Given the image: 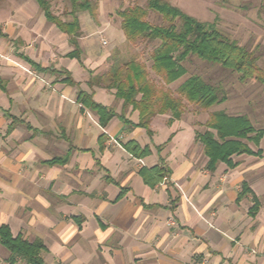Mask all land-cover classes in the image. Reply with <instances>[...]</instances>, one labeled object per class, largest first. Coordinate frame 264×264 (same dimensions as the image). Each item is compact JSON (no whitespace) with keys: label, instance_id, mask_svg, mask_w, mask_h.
<instances>
[{"label":"crops","instance_id":"obj_1","mask_svg":"<svg viewBox=\"0 0 264 264\" xmlns=\"http://www.w3.org/2000/svg\"><path fill=\"white\" fill-rule=\"evenodd\" d=\"M34 4L40 18L24 10V22H0V53L9 43L17 65L0 69V227L30 243L42 240L46 264H264V139L249 143L254 154L234 155V167L210 171L196 126L183 116L172 124L169 114L154 116L151 135L125 123L137 124L139 112L88 77L96 34L79 37L81 60L72 58L69 36ZM38 36L41 53L28 49ZM64 71L77 86L63 82ZM80 89L116 110L106 128L78 102ZM130 141L151 154L134 157L125 148ZM156 166L167 174L150 185L141 170ZM10 258L0 243V264H29Z\"/></svg>","mask_w":264,"mask_h":264},{"label":"trees","instance_id":"obj_2","mask_svg":"<svg viewBox=\"0 0 264 264\" xmlns=\"http://www.w3.org/2000/svg\"><path fill=\"white\" fill-rule=\"evenodd\" d=\"M36 1L46 19L68 35L75 46L69 56L81 60L78 43L81 34L79 14L94 10L92 0H69L71 20H63L55 15L49 0ZM150 10L160 14L166 24L150 22ZM118 16L122 19V30L127 42L134 44L147 40L159 43L151 56V69L162 80L164 87L159 89L150 78L146 65L135 59L122 66L112 67L106 76H96V84L91 82V85L115 90L116 98L124 101L125 109L132 107L134 111L139 112L140 120L137 124L124 119L125 123L146 129L149 135L152 134L150 125L154 116L169 114L170 124L182 118L185 112L184 104L180 98L174 97L170 90L165 89V86L175 83L188 73L184 62L191 55L239 73L244 82L253 79L264 86V69L258 64L253 52L241 46L238 41L224 36L215 22H202L166 0H148L147 7L130 6L119 11ZM28 60L39 72L48 70ZM52 72L56 73L55 70ZM63 75L66 76L63 82L74 87L78 85L70 72L64 71ZM179 93L189 103L204 109L227 101V97L221 96L215 86L198 76L188 78L179 87ZM77 100L98 117L102 128H106L112 119L118 116L114 108L96 102L93 93L80 89ZM205 128L204 132H197V140L204 146L210 171H215L220 163L234 167V155L254 154L249 143L259 146L264 139V129L256 128L247 115H229L225 111H216L210 115ZM102 137H105V134ZM125 148L139 159L151 154L149 147L142 148L136 141L128 142ZM260 153L261 151L258 152ZM141 173L148 184L155 185L163 181L167 171L156 166L152 169H142ZM248 191L249 188L246 187L242 194ZM125 192L126 190H123L120 197ZM0 243L11 252L10 263L20 258L29 264H46L43 252L47 248L42 240L30 243L22 236L14 238L10 228L2 226Z\"/></svg>","mask_w":264,"mask_h":264},{"label":"rangeland","instance_id":"obj_3","mask_svg":"<svg viewBox=\"0 0 264 264\" xmlns=\"http://www.w3.org/2000/svg\"><path fill=\"white\" fill-rule=\"evenodd\" d=\"M52 11L63 20H71L69 15L71 4L69 0H49ZM172 5L181 8L185 13L202 22H215L224 36L236 40L241 46L253 52L258 64L264 69V0H166ZM94 10L82 13L84 31L80 37H87L94 33L98 45L96 46V66H91L89 80L96 84V76H106L112 67L124 65L130 60H138L144 63L150 73V78L160 89L164 87L162 80L152 71L151 56L159 45L158 42L140 40L134 44L127 42L122 30V19L118 12L130 6L140 5L147 7L148 0H92ZM34 0H0V22L7 23L12 20L24 22L29 19L25 13L30 12L32 17H41V11L34 7ZM26 10V11H24ZM37 10V11H36ZM32 20V19H31ZM34 20V19H33ZM148 20L154 24H166L161 15L153 10L149 11ZM14 24V23H13ZM95 30L96 32H93ZM41 36L28 44V49L41 53L37 47ZM103 40L108 43L105 45ZM42 44V43H41ZM8 46V48L6 47ZM6 52L0 53V69L10 65H16L11 55L14 48L7 43ZM7 53V54H5ZM4 60V64H3ZM17 66V65H16ZM188 73L175 83L165 86L174 97L180 98L184 104L183 118L196 126L197 132L205 131V122L216 111H225L229 115L250 116L253 124L258 129H264V86L256 80H241V75L219 64H212L195 55H191L184 62ZM20 67V66H19ZM95 67V69H94ZM33 79L41 77L32 70L22 68ZM88 71V72H89ZM191 76H198L208 84L215 86L221 96L225 95L227 101L217 104L210 109L191 104L182 96L178 88ZM40 77V78H39ZM48 89L50 82L43 79ZM108 91H111L108 89ZM101 93L103 101L105 95ZM155 129L158 132V141H164L165 125L161 120L156 121Z\"/></svg>","mask_w":264,"mask_h":264},{"label":"built area","instance_id":"obj_4","mask_svg":"<svg viewBox=\"0 0 264 264\" xmlns=\"http://www.w3.org/2000/svg\"><path fill=\"white\" fill-rule=\"evenodd\" d=\"M103 43L106 45L108 42L104 40ZM175 225H176V221L170 219V220H169V226H170V227H173V226H175Z\"/></svg>","mask_w":264,"mask_h":264}]
</instances>
